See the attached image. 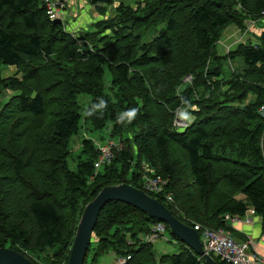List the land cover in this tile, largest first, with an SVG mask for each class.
<instances>
[{
	"label": "trees",
	"instance_id": "16d2710c",
	"mask_svg": "<svg viewBox=\"0 0 264 264\" xmlns=\"http://www.w3.org/2000/svg\"><path fill=\"white\" fill-rule=\"evenodd\" d=\"M263 10L264 0H143L136 12L121 3L117 17L97 25L109 34L98 28L86 33L97 51L81 42L79 52V38L49 19L41 0H0V87L19 92L0 107V247L33 264L40 252L52 253L49 264H68L86 204L105 186L125 183L141 190L143 163L167 181L165 192L173 202H159L183 224L232 234L223 216H244L253 208L264 231V117L258 112L264 105V31L256 44H240L225 55L215 46L224 27L241 26L242 18L259 17ZM141 27L151 28L149 38ZM66 45L84 64L78 86L41 87L42 71L57 60L52 58L58 46ZM235 59L243 68L225 79L222 65ZM2 67L16 68L21 79H4ZM187 76L190 84L184 85ZM79 94L89 97L84 120L96 128L109 125L110 137L121 145L95 176L99 151L90 140L82 141L86 157L75 171L66 163L70 139L81 128ZM101 101L105 107L96 108ZM185 108L193 119L176 127L175 112ZM130 109L138 110L132 122L119 123ZM18 115L32 130L16 131L14 123V136L6 139L7 124ZM32 131L35 143L27 137ZM172 147L188 167L184 190L178 189L182 172ZM238 194L243 199H236ZM157 222L130 205L107 203L83 264H99L110 251L129 256L126 264H204L168 227L177 252L156 255L151 244L141 242L138 236Z\"/></svg>",
	"mask_w": 264,
	"mask_h": 264
},
{
	"label": "rangeland",
	"instance_id": "374dc122",
	"mask_svg": "<svg viewBox=\"0 0 264 264\" xmlns=\"http://www.w3.org/2000/svg\"><path fill=\"white\" fill-rule=\"evenodd\" d=\"M121 3L125 5V7H129L133 12H136L140 7L143 6V0H66L63 4V7L60 9L61 20L63 28L65 31H69L70 34L74 35L75 39H78L77 42V50L79 52H83L81 47V42L83 45L87 46L90 51H97L98 47L96 46V41H90V39L86 38V33L92 34L97 32V28L104 31V34H109L110 31L105 28L97 27L98 23L104 21L106 19H112L117 17V12L115 11ZM241 26L236 24H230L224 27L216 37V48L222 55H225V51L230 49L233 51L240 44H256L258 41L259 35L264 31V24L259 20V17H246L243 21L240 20ZM151 28H154L151 26ZM151 28L149 27H141L143 32V37L151 36ZM99 35L98 38H100ZM96 39V38H95ZM228 44L224 46L223 43ZM230 45V46H229ZM65 47V46H64ZM60 48L58 46V53L56 57H53L52 60H56L53 63H49L46 68L42 71L40 86L43 87L50 83H57L63 91L71 88L72 86H78V72H82L84 70L83 62H78V51L75 48H72L70 45H66V48ZM243 68L242 61L240 59H235L234 61H226L222 65L223 77L225 79H231L232 75L241 72ZM147 68L144 70L146 71ZM1 76L4 79H9L13 77H17L21 79V74L14 67H2L1 68ZM188 77V76H187ZM185 77L182 79V83L185 85L187 83L190 84L191 78ZM187 78V79H186ZM104 90L107 92L108 82H109V74L105 72L104 74ZM81 87V86H80ZM18 91L13 89H5L0 87V107H3L4 104L9 103L10 99L18 94ZM77 98V99H76ZM76 102L80 105V130L78 134L74 135L69 142V151L70 155L68 156L66 163L68 168L72 171L77 169V163L80 159H85V155L82 154V141L90 140L93 145L97 148V146H101L111 141L113 144H119L116 137H110L111 128L108 126H102L100 128H96L92 126L87 119L84 120L85 111L88 106L89 97L84 94H79L75 97ZM77 103V104H78ZM181 112V111H180ZM180 112L174 115V121L177 120L181 126H185L187 121H183L180 119ZM18 118V121L15 122V119L11 120L12 123H8L6 126V130L10 136H7L6 139L14 136V131L11 129L14 126V123H17L19 127L16 131L32 130V128L28 127L25 124V120L22 118V115L15 116ZM51 115L46 119H50ZM28 123L30 120H26ZM191 122V121H190ZM33 134H27V137L30 141L36 142L35 132L32 131ZM124 137H131V134L126 133ZM118 141V142H117ZM117 143V144H116ZM172 159L178 158L180 161V171L182 172L181 179L183 182L178 186L179 190H184L182 184L186 182L188 179V167L186 165V161L181 151L175 149V147L171 148ZM2 159H0L1 163ZM2 167V166H1ZM42 168L45 169L44 163ZM103 168V167H102ZM150 170L146 164H142V171ZM2 171V168H1ZM238 200L243 199V196L238 194L235 197ZM79 222V221H78ZM92 241L95 242L96 239L94 235H92ZM165 238L167 241L159 242L153 245V251L156 255L159 254H171L177 252L178 246L176 241H174L169 233H165ZM35 253L34 259L35 261L40 263L49 264L51 260L49 259V253ZM103 257L106 259H103ZM99 260V264H109L116 257V254L112 251L107 252ZM212 257H215L212 255ZM43 262H42V261ZM104 262V263H103Z\"/></svg>",
	"mask_w": 264,
	"mask_h": 264
},
{
	"label": "built area",
	"instance_id": "2783aa9c",
	"mask_svg": "<svg viewBox=\"0 0 264 264\" xmlns=\"http://www.w3.org/2000/svg\"><path fill=\"white\" fill-rule=\"evenodd\" d=\"M45 7V14L49 19L53 21L61 20L60 9L66 0H41ZM259 20L264 24V10L259 16ZM226 53L230 49H226ZM188 76V80H189ZM186 78V79H187ZM191 78V77H190ZM180 112L177 109L176 115ZM259 114L264 117V105L259 108ZM174 125L176 127H183L175 120ZM117 144V143H116ZM120 144H113L111 141L104 145L97 146L99 151L98 157L94 163V176L104 166L111 163L113 159V150L120 149ZM92 180V178H90ZM142 189L148 196L160 201L163 199L167 202H173L172 195L166 193L167 181L161 176L154 173V171L146 170L142 173ZM256 216L253 208H248L244 216H230L224 215L223 220L231 227L244 222H250L249 217ZM167 226L164 223L157 222L149 226L146 234H140L139 240L143 243L151 244L152 246L163 241H167L165 233H167ZM193 230L199 233V239L203 251L212 257L215 256L223 264H264V258L259 256L257 252H253L251 249L252 241H237L233 238L229 231L223 229L212 230L208 228H202L195 224L192 227ZM130 260L129 256H116L109 264H126Z\"/></svg>",
	"mask_w": 264,
	"mask_h": 264
},
{
	"label": "water",
	"instance_id": "95a60500",
	"mask_svg": "<svg viewBox=\"0 0 264 264\" xmlns=\"http://www.w3.org/2000/svg\"><path fill=\"white\" fill-rule=\"evenodd\" d=\"M56 23L60 24V21ZM261 149L264 154V136L261 142ZM112 201L130 205L146 214L148 217L164 223L171 234L174 235L180 243H183L198 257L203 259L204 264H218L211 256L203 251L197 231L180 222L162 203L148 196L143 191L125 183L103 187L96 196L86 204L76 228L68 264L84 263L98 215L103 207ZM0 264L33 263L12 249L0 247Z\"/></svg>",
	"mask_w": 264,
	"mask_h": 264
},
{
	"label": "crops",
	"instance_id": "0c3cea01",
	"mask_svg": "<svg viewBox=\"0 0 264 264\" xmlns=\"http://www.w3.org/2000/svg\"><path fill=\"white\" fill-rule=\"evenodd\" d=\"M226 43L228 42L225 41V43H223L224 46L228 45ZM249 218L251 220L250 222L246 223L243 221L239 225H236L234 228H232L231 235L237 241L251 240L252 251L257 252L259 256L264 258V231L262 230L261 220L258 216L249 217ZM103 259L105 258L103 257Z\"/></svg>",
	"mask_w": 264,
	"mask_h": 264
},
{
	"label": "clouds",
	"instance_id": "9594fccd",
	"mask_svg": "<svg viewBox=\"0 0 264 264\" xmlns=\"http://www.w3.org/2000/svg\"><path fill=\"white\" fill-rule=\"evenodd\" d=\"M96 108H103L105 107L104 103L101 101L98 105L95 106ZM188 108H191L192 111H195V106L194 105H188ZM188 108H185L180 112V119L183 121L190 122L193 117L191 116L190 112L188 111ZM137 109H130L129 111L121 114V116L118 118L119 123H123L125 119L127 120L128 123H131L132 120L135 118L137 114ZM89 115L92 113H88Z\"/></svg>",
	"mask_w": 264,
	"mask_h": 264
}]
</instances>
